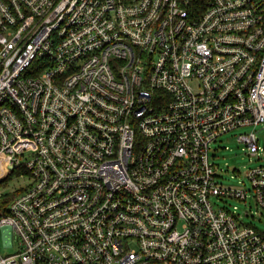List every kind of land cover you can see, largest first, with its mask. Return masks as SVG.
Instances as JSON below:
<instances>
[{
    "label": "built area",
    "instance_id": "obj_1",
    "mask_svg": "<svg viewBox=\"0 0 264 264\" xmlns=\"http://www.w3.org/2000/svg\"><path fill=\"white\" fill-rule=\"evenodd\" d=\"M256 124L264 0H0V264H264Z\"/></svg>",
    "mask_w": 264,
    "mask_h": 264
},
{
    "label": "rangeland",
    "instance_id": "obj_2",
    "mask_svg": "<svg viewBox=\"0 0 264 264\" xmlns=\"http://www.w3.org/2000/svg\"><path fill=\"white\" fill-rule=\"evenodd\" d=\"M247 131H255L259 138V145L264 147V127L261 124L234 129L223 134L211 145L210 154L214 156L212 160L224 170L225 184L238 185L239 180H244L247 186H249L248 180L244 177V172L250 167L264 163V152H262L260 160H257L255 156L243 153L241 145L236 141L237 134ZM234 168H237L238 172H234ZM4 182L7 189H19L20 186H24L27 183V180L25 181L22 177L10 176ZM249 203L253 206L251 199H249ZM237 205L240 209L241 207L245 208L242 202H238ZM244 220L245 222L253 223L260 229H264V216L260 219L257 216L253 218L248 216L244 217ZM14 250L16 249L13 246L5 247L0 238V253L12 252Z\"/></svg>",
    "mask_w": 264,
    "mask_h": 264
}]
</instances>
